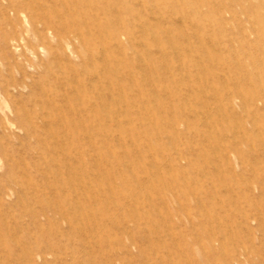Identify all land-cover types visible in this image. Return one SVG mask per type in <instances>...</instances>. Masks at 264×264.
Masks as SVG:
<instances>
[{
	"label": "rangeland",
	"instance_id": "1",
	"mask_svg": "<svg viewBox=\"0 0 264 264\" xmlns=\"http://www.w3.org/2000/svg\"><path fill=\"white\" fill-rule=\"evenodd\" d=\"M263 94L264 0H0V264H264Z\"/></svg>",
	"mask_w": 264,
	"mask_h": 264
},
{
	"label": "bare ground",
	"instance_id": "2",
	"mask_svg": "<svg viewBox=\"0 0 264 264\" xmlns=\"http://www.w3.org/2000/svg\"><path fill=\"white\" fill-rule=\"evenodd\" d=\"M11 14H12V13H11ZM56 15H58V14H56ZM45 28H51V29H53L52 26H48V25H45ZM39 34H40V33H39ZM41 34H42V33H41ZM43 35H44V34H43ZM14 37H15V36H14ZM42 37H43V36H42ZM16 38H17V37H16ZM8 46H9V45H8ZM10 46H11V45H10ZM255 72H256V71H255ZM215 74H216V73H215ZM215 74H214V75H215ZM235 83H236V82H235ZM205 86H206V85H205ZM221 86H222V85H221ZM233 86H234V85H233ZM15 87H16V86H15ZM260 87H261V86H260ZM3 89H4V88H3ZM1 90H2V89H1ZM4 90H5V89H4ZM228 91H229V90H228ZM240 91H241V90H240ZM9 92H10V91H9ZM232 92H233V91H232ZM236 92H237V90H236ZM261 92H262V91H261ZM215 93H216V92H215ZM228 93H229V92H228ZM218 94H220V93H217V95H218ZM235 94H236V93H235ZM239 94H240V92H239ZM239 94H238V95H239ZM242 95H243V94H242ZM263 95H264V94H263ZM4 96H5V95H4ZM10 96H11V95H10ZM218 96H219V95H218ZM224 96H225V95H223V97H224ZM248 96H249V95H248ZM97 97H98V96H97ZM220 97H221V96H220ZM223 97H222V98H223ZM231 97H232V96H231ZM260 97H261V96H260ZM261 98H262V97H261ZM7 99H8V98H7ZM231 99H232V98H231ZM5 100H6V99H5ZM5 100H4V101H5ZM216 100H217V98H216ZM260 100H261V99H260ZM178 101H179V100H178ZM213 101H214V100H213ZM230 101H231V100H230ZM230 101H229V102H230ZM246 101H247V99H246ZM252 101H253V100H252ZM257 101H258V100H257ZM171 102H172V101H171ZM253 102H254V101H253ZM181 103H182V102H181ZM216 103H217V101H216ZM218 103H219V102H218ZM223 103H225V102H223ZM244 103H245V102H244ZM173 104H174L173 102H172V104H170L171 107H172ZM177 104H178V103H177ZM246 104H247V103H246ZM178 105H180V104H178ZM182 105H185V104H182ZM182 105H181V106H182ZM222 105H223V104H222ZM227 105H228V104H227ZM181 106H179V107H177V108L180 109ZM8 107H9V106H8ZM45 107H46V106H45ZM171 107H170V108H171ZM186 107H187V106H186ZM216 107H217V106H216ZM173 108H174V106H173ZM220 108H221V106H220ZM9 109H10V108H9ZM175 109H176V108H175ZM185 110H186V109H185ZM205 110H206V109H205ZM209 110H210V109H209ZM215 110H216V109H215ZM10 111H11V110H10ZM180 111H181V110H180ZM203 111H204V110H203ZM206 111H208V110H206ZM216 111H217V110H216ZM216 111H215V113H216ZM177 112H178V111H177ZM186 112H187V111H186ZM192 112H193V110H192ZM208 112H209V111H208ZM208 112L206 113L207 115H208ZM238 112H239V111H238ZM248 112H249V111H248ZM252 112H253V111H252ZM199 113H200V112H199ZM202 113H204V112H202ZM218 113H219V112H218ZM218 113H216V116H218ZM221 113H222V111H221ZM223 113H224V112H223ZM182 114H183V113H182ZM193 114H194V113H193ZM206 114H205V115H206ZM114 115H115V114H114ZM183 115H184V114H183ZM195 115H196V114H195ZM205 115H203V116H205ZM207 115H206V120H207ZM209 115H210V113H209ZM219 115H221V114L219 113ZM249 115H250V114H249ZM224 116H225V115H224ZM230 116H231V115H230ZM242 116H244V115H242ZM257 116H258V115H257ZM209 117H210V116H209ZM244 117H245V116H244ZM216 118H217V117H216ZM220 118H221V117H220ZM8 119H9V118H8ZM184 119H185V118H184ZM184 119L182 118V120L185 122V124H187V126H189L190 122L188 121V119H187V120H186V119L184 120ZM217 119H219V117H218ZM209 120H211V119H209ZM214 120H215V118H214ZM219 120H221V119H219ZM251 120H252V119H251ZM211 121L214 122L213 120H211ZM8 122H9V121H8ZM26 122H27V121H26ZM184 122H183V123H184ZM207 122H208V121H207ZM212 122H210V123H212ZM248 122H249V121H248ZM23 123H24V122H23ZM198 123H199V122H198ZM215 123H216V122H215ZM222 123H223V122H222ZM249 123H250V122H249ZM254 123H255V122H254ZM18 124H19V123H18ZM217 124H218V123H217ZM7 125H8V124H7ZM46 125H47V124H46ZM196 125H197V124H196ZM196 125H194L195 128H198V126H196ZM209 125H210V124H209ZM218 125H219V124H218ZM19 126H20V124H19ZM22 126H23V125H22ZM201 126H202V125H201ZM206 126H208V125H206ZM209 127H210V126H209ZM214 127H215V126H214ZM246 127H247V126H246ZM201 128H202V127H201ZM206 128H207V127H205L204 129H206ZM210 128H211V127H210ZM229 128H230V127H229ZM233 128H234V125H233ZM216 129H217V128H216ZM234 129H235V128H234ZM236 129H237V128H236ZM198 130H199V129H198ZM210 130H211V129H210ZM237 130H238V129H237ZM237 130H236V131H237ZM258 130H259V129H258ZM200 131H201V130H200ZM232 131H233V129H232ZM234 131H235V130H234ZM238 131H239V130H238ZM262 131H263V130H262ZM198 132H199V131H198ZM179 133H181V132L179 131ZM206 133H207V132H206ZM237 133H239V132H237ZM242 133H243V132H242ZM235 134H236V132H235ZM239 134H240V133H239ZM198 135H200V134H198ZM201 135H202V134H201ZM207 135H208V134H207ZM222 135H223V134H222ZM244 135H245V133H244ZM245 136H246V135H245ZM190 137H191V136H190ZM226 137H227V136H226ZM201 138H202V137H201ZM201 138H200V142H201ZM211 138H212V137H211ZM231 138H232V137H231ZM242 138H243V137H242ZM187 139H188V138H187ZM202 139H203V138H202ZM238 139H239V138H238ZM205 140H206V139H205ZM205 140H204V141H205ZM244 140H245V139H244ZM202 141H203V140H202ZM229 141H230V140H229ZM232 141H233V140H232ZM178 142H179V141H178ZM200 142H199V144H201ZM205 142H206V141H205ZM196 143H197V142H195L194 144H196ZM230 143H231V141H230ZM205 144L208 146L207 143H204V145H205ZM214 144H215V142H214ZM216 144H217V143H216ZM227 144H228V142H227ZM232 144H233V143H232ZM197 145H198V144H197ZM197 145H196V146H197ZM217 145H218V144H217ZM190 146H191V144H190ZM207 146H206V147H207ZM214 146H215V145H214ZM235 146H236V145H235ZM235 146H234V147H235ZM175 147H176V146H175ZM191 147H192V146H191ZM194 147H195V146H194ZM199 147H200V149H201V146H199ZM173 148H174V147H173ZM218 148H219V147H218ZM218 148H217V150H218ZM228 148H229V147H228ZM230 148H231V147H230ZM207 149H208V148H207ZM209 149H210V148H209ZM212 149H213V148H212ZM225 149H226V148H225ZM236 149H237V148H236ZM198 150H199V148H198ZM205 150H206V149H205ZM226 150H227V149H226ZM124 151H125V150H124ZM196 151H197V150H196ZM200 151H201V150H200ZM212 151H213V150H212ZM230 151H231V150H230ZM236 151H237V150H236ZM76 152H77V151H76ZM221 152H223V151H221ZM224 152H225V151H224ZM199 153L202 154L201 152H199ZM209 153H210V152H209ZM197 154H198V153H197ZM207 154H208V153H207ZM212 154H214V152H213ZM214 155H215V154H214ZM235 155H236V154H235ZM224 156H225V155H224ZM210 157H211V156H210ZM216 157H217V156H216ZM216 157H215V158H216ZM224 159H225V158H224ZM224 159H222V160H224ZM227 159H228V158H227ZM206 160H207V158H206ZM209 160H210V159H209ZM209 160H208V161H209ZM219 160H220V159H219ZM208 161H207V162H208ZM214 161H215V160H214ZM220 162H221V161H220ZM220 162H219V163H220ZM222 162H223V161H222ZM204 163H205V162H204ZM204 163H203V164H204ZM210 163H211V162H210ZM216 163H217V162H216ZM224 163H225V162H224ZM229 163H230V162H229ZM211 164H213V163H211ZM205 165H206V164H205ZM227 165H228V164H227ZM232 166H233V165H232ZM206 167H207V165H206ZM214 167H216V166L214 165ZM213 169H214V168H213ZM204 170H205V169H204ZM226 170H227V169H226ZM203 172H204V171H203ZM208 173H209V171H208ZM230 175H231V174H230ZM206 179H207V178H206ZM12 181H13V180H12ZM191 184H192V183H191ZM17 185H18V184H17Z\"/></svg>",
	"mask_w": 264,
	"mask_h": 264
}]
</instances>
